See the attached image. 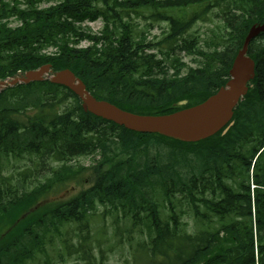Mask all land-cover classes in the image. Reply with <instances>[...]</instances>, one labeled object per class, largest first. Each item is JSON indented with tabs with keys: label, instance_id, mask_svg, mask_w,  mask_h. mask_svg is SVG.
<instances>
[{
	"label": "trees",
	"instance_id": "trees-1",
	"mask_svg": "<svg viewBox=\"0 0 264 264\" xmlns=\"http://www.w3.org/2000/svg\"><path fill=\"white\" fill-rule=\"evenodd\" d=\"M212 12L223 26L212 30L205 48L191 30ZM142 16L168 20L167 35L147 41V30L134 21ZM12 17L19 25H10ZM99 18L104 26L96 33L76 24ZM263 21L264 0H0V79L51 63L54 71L70 68L96 97L126 110L170 113L225 85L249 29ZM84 40L88 45L81 46ZM181 52L198 64L188 65ZM249 55L257 63L254 87L238 104L233 126L195 143L132 131L84 111L75 93L49 79L6 88L0 95V264H29L42 253L51 263L47 245L56 234L60 256L104 264L105 249L92 229L100 207L116 223H130L110 237L142 236L151 264H264V188L252 197L250 187L253 160L264 147V33L250 43ZM182 100L188 104L178 106ZM80 156L93 161L75 166ZM25 157L62 165L35 186L3 174L6 160ZM87 173L89 186L67 187ZM252 177L264 187V151ZM61 189L68 194L49 195ZM184 203L195 232L181 221Z\"/></svg>",
	"mask_w": 264,
	"mask_h": 264
},
{
	"label": "water",
	"instance_id": "water-1",
	"mask_svg": "<svg viewBox=\"0 0 264 264\" xmlns=\"http://www.w3.org/2000/svg\"><path fill=\"white\" fill-rule=\"evenodd\" d=\"M261 32H264V22L251 27L242 49L234 59L230 69V79L225 86L200 104L168 114H138L124 110L107 100H100L87 89L83 80L71 69L53 72L51 64L26 71L20 74L19 78L11 81V84L41 81L46 74H52L50 80L53 83L69 87L80 97L85 111L134 131L158 133L180 141L197 142L215 135L224 127L223 133H225L233 124L235 108L247 94L248 83L256 74V63L248 56V47L251 40Z\"/></svg>",
	"mask_w": 264,
	"mask_h": 264
},
{
	"label": "rangeland",
	"instance_id": "rangeland-1",
	"mask_svg": "<svg viewBox=\"0 0 264 264\" xmlns=\"http://www.w3.org/2000/svg\"><path fill=\"white\" fill-rule=\"evenodd\" d=\"M48 5H53V3L48 4L47 2H45L42 6ZM145 15H148V13L145 12ZM210 16L211 17L207 18L205 21H197L191 30V32L196 31L200 33V35L202 36L200 44L205 48L207 44H205L204 40H207L211 37L212 30L214 29L217 31V33H219L223 26V22L221 18L217 16L216 12L210 13ZM134 21L139 22V28L147 30V41H159L167 35V32L169 30V22L166 20L151 21L146 20L142 16L140 18L135 17ZM18 22L19 21L14 17L11 20V24L13 26L17 25ZM86 24L89 25L93 31H98L102 27L103 22L99 19L89 24L87 22ZM208 41L212 42L210 39ZM87 44L88 42L85 41L82 45ZM154 50L160 56V53L157 51V49L154 48ZM180 56L182 57L183 61L187 62L190 66H196L198 64V62L194 61L195 56L193 55L187 54L186 52H181ZM198 59H200V57ZM186 69L187 68L184 69V72ZM173 70L174 69L171 68V72H173ZM1 88L3 87H0V90ZM34 159H31L30 157H25L21 160H19V158H11L9 161L6 160L2 172L7 176H11L16 182L22 180L30 186H35L41 183L42 181H45L47 178L51 177L53 171L62 165L57 162H50L45 165V167L44 165L42 166L38 164L36 161H34ZM92 161V156H80L78 158H75L73 163L75 166L83 165L85 167H88L92 163ZM51 167H53L52 174ZM88 173L83 176L84 181L82 183L77 184L76 182L69 181L67 187L71 188V186H73V188L71 189H75V186L76 188H78V190H80L89 186V184L91 183V179L88 176ZM66 194H68V191H66L65 189H61L58 192L51 193L52 196L56 197H63ZM183 209L184 213L182 214L181 221L184 224H187L186 229L189 232H195L197 230L196 227L198 226L196 219L193 217L192 213L188 211L189 207L186 203H184ZM104 210V207H100L99 213L101 214V216H97L92 222L94 238L97 240L96 243L101 244L102 247L105 249L104 264H151L149 262V257L144 254V250L147 248V246L143 247L144 244L142 243V239L144 240V238L142 236L135 234L136 237L131 242L127 239L125 235H123L122 238H116L114 236L110 237V234L113 232V230H115L116 226L119 225L121 228H125L126 226H129L130 223L125 221H120L119 223H116L110 214H107V216H103ZM73 227H76V225H73ZM100 229H102V231L104 230L105 232L103 231V234H100ZM55 240L56 243L54 245H47L49 260L51 261V263L49 264H74L76 262V259L73 255L67 256L66 253H64L63 256H60V251H62L61 237L56 234ZM99 252V248H96V253L98 257H100ZM46 259L47 255L42 253L40 254V256L37 257L35 261H31L29 262V264H47Z\"/></svg>",
	"mask_w": 264,
	"mask_h": 264
}]
</instances>
